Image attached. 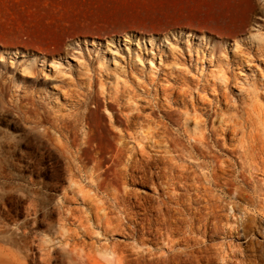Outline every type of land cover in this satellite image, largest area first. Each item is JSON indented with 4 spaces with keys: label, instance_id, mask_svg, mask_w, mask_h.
I'll return each instance as SVG.
<instances>
[{
    "label": "rangeland",
    "instance_id": "1",
    "mask_svg": "<svg viewBox=\"0 0 264 264\" xmlns=\"http://www.w3.org/2000/svg\"><path fill=\"white\" fill-rule=\"evenodd\" d=\"M95 108L90 118L101 124L116 111L152 112L184 145L192 138L178 125L195 129L200 116L217 127L238 115L260 145L264 0H0V264H62L58 213L85 209L80 196L93 191L86 180L70 185L56 136L81 140L79 114ZM250 182L263 199L239 201L250 233L234 243L258 256L264 173L253 169Z\"/></svg>",
    "mask_w": 264,
    "mask_h": 264
},
{
    "label": "bare ground",
    "instance_id": "2",
    "mask_svg": "<svg viewBox=\"0 0 264 264\" xmlns=\"http://www.w3.org/2000/svg\"><path fill=\"white\" fill-rule=\"evenodd\" d=\"M96 109L79 114L86 127L81 140L56 136L64 138L55 148L66 160L70 185L86 180L93 191L80 196H87L85 209L58 213L62 264H264L263 251L243 253L234 243L250 233L249 208L239 201L263 199L261 185L249 179L253 169L264 173V141L255 143L244 130L246 120L229 115L216 127L198 116L195 129L178 125L192 138L184 145L152 112L116 111L101 124L90 118ZM136 137L151 138L156 152L138 140L129 144ZM130 184L151 186L153 193L143 195ZM66 219L74 229H64ZM94 230L104 242L87 240Z\"/></svg>",
    "mask_w": 264,
    "mask_h": 264
}]
</instances>
